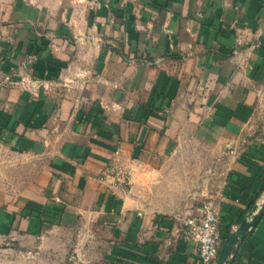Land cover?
<instances>
[{"label": "crops", "instance_id": "0c3cea01", "mask_svg": "<svg viewBox=\"0 0 264 264\" xmlns=\"http://www.w3.org/2000/svg\"><path fill=\"white\" fill-rule=\"evenodd\" d=\"M0 147L44 171L0 225L54 204L101 223L111 261L203 264L192 206L215 196L225 236L263 200L264 0H0ZM111 163L133 167L124 195ZM231 264H264V213Z\"/></svg>", "mask_w": 264, "mask_h": 264}, {"label": "rangeland", "instance_id": "374dc122", "mask_svg": "<svg viewBox=\"0 0 264 264\" xmlns=\"http://www.w3.org/2000/svg\"><path fill=\"white\" fill-rule=\"evenodd\" d=\"M186 159L193 164L202 163L201 156ZM220 160L216 156L205 160L210 167L204 173L215 194L224 177ZM43 175L40 159L11 155L0 147V199L19 202L38 196L42 190L38 184ZM208 201L216 202L215 196L209 194L203 202L192 206L189 216ZM28 208L16 212L29 219L27 230L18 222L15 226L9 221L0 225V264H120L119 259L107 258L111 239L98 221L64 220L65 208L54 204L35 211ZM230 233L223 236V244Z\"/></svg>", "mask_w": 264, "mask_h": 264}, {"label": "built area", "instance_id": "2783aa9c", "mask_svg": "<svg viewBox=\"0 0 264 264\" xmlns=\"http://www.w3.org/2000/svg\"><path fill=\"white\" fill-rule=\"evenodd\" d=\"M137 163V159L134 160ZM133 167L124 163H111L101 180L109 181L110 191L124 195L131 189ZM184 235L197 244L198 255L203 264H217L223 244L220 211L213 201L203 204L196 214L185 221Z\"/></svg>", "mask_w": 264, "mask_h": 264}, {"label": "water", "instance_id": "95a60500", "mask_svg": "<svg viewBox=\"0 0 264 264\" xmlns=\"http://www.w3.org/2000/svg\"><path fill=\"white\" fill-rule=\"evenodd\" d=\"M264 213V194L263 200L257 203L251 211L244 217L239 226L230 233L225 240L218 258L217 264H231L234 254L240 242L248 231L258 222Z\"/></svg>", "mask_w": 264, "mask_h": 264}, {"label": "bare ground", "instance_id": "6f19581e", "mask_svg": "<svg viewBox=\"0 0 264 264\" xmlns=\"http://www.w3.org/2000/svg\"><path fill=\"white\" fill-rule=\"evenodd\" d=\"M226 264V263H225Z\"/></svg>", "mask_w": 264, "mask_h": 264}]
</instances>
